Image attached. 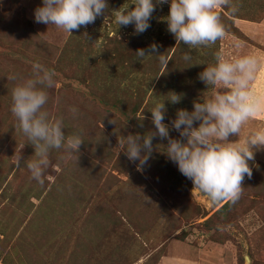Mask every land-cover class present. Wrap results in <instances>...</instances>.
Segmentation results:
<instances>
[{"label": "rangeland", "instance_id": "rangeland-1", "mask_svg": "<svg viewBox=\"0 0 264 264\" xmlns=\"http://www.w3.org/2000/svg\"><path fill=\"white\" fill-rule=\"evenodd\" d=\"M131 2L107 0L105 16L69 35L35 22L42 0H0V135L10 137L0 159L11 144H18L13 156L25 144L23 161L16 167L9 158L14 168L0 186V264H264V154L254 153L261 155L249 162L252 177L245 175L242 195L223 208L228 201L213 204L167 157V139H153L142 172L121 150V137L155 131L150 110L162 102L170 137L183 140L171 121L178 109L192 111L195 101L212 94L198 76L224 44L190 50L177 43L167 30L168 3L156 6L144 33L135 34L133 25L118 28L112 10ZM153 43L168 66L135 54ZM35 62L55 72L45 110L63 119L66 135L78 133L84 141L71 158L50 150L43 184L26 167L35 150L10 110L12 88L31 77ZM13 75L17 80L8 79ZM171 93L181 96L179 103L167 101Z\"/></svg>", "mask_w": 264, "mask_h": 264}, {"label": "clouds", "instance_id": "clouds-1", "mask_svg": "<svg viewBox=\"0 0 264 264\" xmlns=\"http://www.w3.org/2000/svg\"><path fill=\"white\" fill-rule=\"evenodd\" d=\"M168 3L167 30L177 43L190 50L214 45L227 33L217 9L229 7L231 0H132L112 10L118 28L134 26L135 34H142L151 26L150 20L157 5ZM134 6V7H132ZM107 0H42V6L34 10L36 23L51 25L72 35L95 22L97 17L108 13ZM237 9L231 8L234 13ZM87 36V33L84 34ZM237 48L242 47L236 45ZM138 57L155 56L163 66L169 60L153 43L148 50L138 49ZM183 60L191 61V51L183 54ZM260 69V61L251 54L226 56L222 51L215 55V63L199 73L198 78L212 88V94L203 101H195L193 110L178 109L171 127L179 132L181 139L171 138L169 125L164 123L165 103H156L151 112L155 131L141 136L129 134L118 143L128 160L143 171L153 152L155 137L167 139L165 153L174 162L182 175L192 181L193 189L205 194L213 204L236 202L242 195L245 175L252 177L249 162L256 151L264 150V128L252 130L240 138L243 127L254 117L264 112V97L255 94L252 85ZM9 80H17L15 75ZM55 87V72L39 62L32 64L30 78H21L11 90V112L18 121L17 128L34 147L33 158L26 167L33 179L44 183V173L49 167L50 150H63L71 158L79 153L84 143L78 133L66 135L63 119H51L45 105L49 100L48 89ZM181 96L171 93L168 102L176 104ZM70 111L77 113L75 107ZM144 119V117H142ZM198 123V126L194 124ZM110 123H114L113 120ZM143 126V125H141ZM238 136V141H230ZM186 141V142H185ZM19 146L14 164L19 167L23 157ZM143 153V154H142ZM78 159V158H77Z\"/></svg>", "mask_w": 264, "mask_h": 264}, {"label": "crops", "instance_id": "crops-1", "mask_svg": "<svg viewBox=\"0 0 264 264\" xmlns=\"http://www.w3.org/2000/svg\"><path fill=\"white\" fill-rule=\"evenodd\" d=\"M235 7L237 10L233 13L231 8ZM218 13H223L230 18L235 27H237L246 37L251 39L254 43L245 42L235 36L227 33L223 39L222 51L227 52L228 57H232L233 53L237 55L251 54L260 61V69L257 73L256 80L253 82L252 88L255 94L264 97V0H231L229 7H222L217 9ZM242 47L237 48L236 45ZM226 54V53H224ZM259 115V114H258ZM254 117L248 123L254 130L260 129V119L262 116ZM259 124V126H258ZM251 129H248L251 130ZM258 152V151H256ZM264 154V150L260 151ZM261 153L254 155V160L260 157ZM256 158V159H255ZM163 264V263H162ZM165 264H175L174 261L168 260Z\"/></svg>", "mask_w": 264, "mask_h": 264}, {"label": "trees", "instance_id": "trees-1", "mask_svg": "<svg viewBox=\"0 0 264 264\" xmlns=\"http://www.w3.org/2000/svg\"><path fill=\"white\" fill-rule=\"evenodd\" d=\"M225 19L228 21L229 23V27H228V32L231 33L232 35H235L237 37H245V35L237 28L235 27L233 21L228 18L226 15H224ZM8 124L10 126V122L8 121ZM10 139V137H7V134H3V135H0V147L5 145L7 143V140ZM18 148V144L15 143V144H11V148L8 149V151L5 153V152H1V155H2V159H0V162L1 165H0V170L1 168H4L2 170V172L0 171V176L3 178L0 177V186H3L4 182L7 180L8 178V173L9 171L13 170L14 168V164H12L11 162H9V158H11L13 156V152ZM3 151V149H2ZM160 159L158 156H157V160ZM6 169V170H5ZM8 188L6 187L3 191L7 190ZM230 201H228L224 206L226 207L228 204H229ZM1 264H4L3 262Z\"/></svg>", "mask_w": 264, "mask_h": 264}]
</instances>
